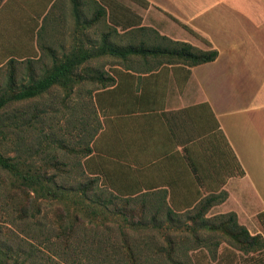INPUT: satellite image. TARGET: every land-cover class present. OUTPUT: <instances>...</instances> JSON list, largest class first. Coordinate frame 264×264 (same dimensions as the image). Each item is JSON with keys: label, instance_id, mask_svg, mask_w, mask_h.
I'll return each instance as SVG.
<instances>
[{"label": "crops", "instance_id": "obj_1", "mask_svg": "<svg viewBox=\"0 0 264 264\" xmlns=\"http://www.w3.org/2000/svg\"><path fill=\"white\" fill-rule=\"evenodd\" d=\"M94 1L102 27L147 28L151 45L217 56L197 65L118 58L112 84L94 91L102 148L90 174L114 192L132 188L135 208L156 201L183 213L211 197L207 216L234 213L253 234V221L264 222V0H13L10 15L36 51L64 38L87 48L99 26Z\"/></svg>", "mask_w": 264, "mask_h": 264}, {"label": "rangeland", "instance_id": "obj_2", "mask_svg": "<svg viewBox=\"0 0 264 264\" xmlns=\"http://www.w3.org/2000/svg\"><path fill=\"white\" fill-rule=\"evenodd\" d=\"M12 4L0 2V99L9 98L0 106V158L17 171L0 164V264H264L260 218L250 226L253 234L243 226L259 236L246 244L230 214L207 216L211 197L176 213L156 201L152 208H135L128 194L132 188H119L122 197L110 202L108 195L115 192L100 177L96 185L89 183L102 148L94 91L112 84L109 72L118 58L142 57L115 55L107 47L138 45L140 34L102 27L94 1V24L99 26L94 25L87 48L82 42L79 48L69 47L64 38L58 44L38 41L36 51L34 38L10 15ZM129 5L132 12L134 5ZM71 10L64 14L73 15ZM86 51L92 55L78 58L62 83L31 98H12L65 58ZM227 156L235 168L228 151ZM45 188H64L65 194L78 197L82 188L108 193L101 203L84 198L83 205H76L71 198L47 196ZM90 207L95 214L90 215Z\"/></svg>", "mask_w": 264, "mask_h": 264}, {"label": "trees", "instance_id": "obj_3", "mask_svg": "<svg viewBox=\"0 0 264 264\" xmlns=\"http://www.w3.org/2000/svg\"><path fill=\"white\" fill-rule=\"evenodd\" d=\"M93 24H94V18H93ZM143 33L140 36L139 39V44L134 45L132 44L129 46L127 49H118L114 47H107L110 53L115 54V55H123L124 54H129V55H137V56H142V57H147V56H167V57H175L178 60L187 63L188 65H197L205 62L212 61L216 58L217 56V51L216 50H201L198 49L188 43H181V42H172V45L169 46H155L146 43L150 38V36L146 40V34L148 33L147 28H143ZM149 35V33H148ZM167 39V38H165ZM168 40V39H167ZM105 47V46H103ZM102 47V49H104ZM79 48V47H78ZM81 49V48H80ZM86 50V49H84ZM92 55V51H86V52H80L79 55L76 54L74 57L70 56L65 58L63 61L59 62L52 71H50L47 75H45L42 79L35 81L34 84L30 85L29 87H24L21 89L19 92L15 93L12 98L16 100H21V99H26V98H31L34 97L35 95L41 93L44 91L46 88L51 86L52 84L55 83H62L67 79V75L70 73V71H73V68L76 67L78 63V58L81 57H90ZM9 98L7 97H1L0 99V106L3 105L5 102H7ZM0 164L6 168L9 171H17L15 168V165L11 162H9L5 158H0ZM26 179V176L21 175ZM99 176H95L90 179L89 183L92 184L93 186L96 185L97 179ZM68 191H66L64 188H45V194L50 197H53L58 200H63L67 198H71L76 205H83L84 201L83 199L88 198L91 200L93 204L94 202L101 203L103 200L104 194L106 195L108 192L105 188H82L81 192H83V195L81 196H71L70 194H65ZM129 195H132L131 193H128ZM122 193L120 192H115V193H110L108 196L109 201L113 202L120 197H122ZM133 197L130 198L132 200ZM209 198H205L204 200H201L200 202H204L205 200L208 201ZM90 215L95 214L94 209L90 207ZM170 213V210L167 212V214ZM69 214V212H66V216ZM230 216H232V219L234 218L233 225L237 228H239V231L243 234L244 237V242L246 244H249V242H255L257 239H259L258 235H251L247 231V229L237 223L236 215L234 213H228ZM133 226V225H132ZM236 237L239 238V234H236ZM133 260L131 258V262L133 263Z\"/></svg>", "mask_w": 264, "mask_h": 264}]
</instances>
